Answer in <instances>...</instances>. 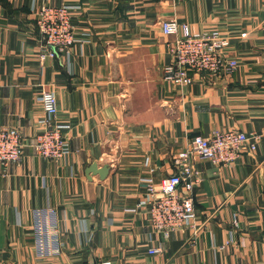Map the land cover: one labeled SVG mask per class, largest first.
Masks as SVG:
<instances>
[{
    "label": "crops",
    "instance_id": "obj_1",
    "mask_svg": "<svg viewBox=\"0 0 264 264\" xmlns=\"http://www.w3.org/2000/svg\"><path fill=\"white\" fill-rule=\"evenodd\" d=\"M68 4L83 39L42 61L37 11ZM171 18L230 36L237 70L165 80ZM44 90L67 125L59 161L34 150ZM0 124L25 145L22 163L0 162V264H264V0H0ZM227 130L259 135L257 149L196 158V219L165 239L132 210L141 178L159 184L194 135Z\"/></svg>",
    "mask_w": 264,
    "mask_h": 264
},
{
    "label": "built area",
    "instance_id": "obj_2",
    "mask_svg": "<svg viewBox=\"0 0 264 264\" xmlns=\"http://www.w3.org/2000/svg\"><path fill=\"white\" fill-rule=\"evenodd\" d=\"M81 5H44L37 11L36 23L42 35L40 58L54 59L69 54L83 38L78 37L73 14ZM163 31L173 38L170 42L172 63L163 68V78L178 85H189L196 74H230L237 70L239 61L228 55L231 38L220 30L194 31L188 23L176 18L163 21ZM39 101L45 112V128L37 134L34 150L40 157L59 161L69 151L64 134L67 125L58 122V100L52 90H44ZM260 137L239 130L218 131L210 136L196 134L190 146L174 156L177 171L156 183L152 173L141 178L144 197L132 210L147 207L152 227L168 239L173 232L192 226L196 219L194 190L198 183L195 159H207L229 166L243 149L254 151ZM24 140L21 132L0 124V162L20 164L24 159ZM157 247L149 252L157 253ZM102 264H111L103 262Z\"/></svg>",
    "mask_w": 264,
    "mask_h": 264
},
{
    "label": "water",
    "instance_id": "obj_3",
    "mask_svg": "<svg viewBox=\"0 0 264 264\" xmlns=\"http://www.w3.org/2000/svg\"><path fill=\"white\" fill-rule=\"evenodd\" d=\"M91 171L93 172H99L102 176H106V174L108 173V168L107 167H104L103 169H101L100 171H97L95 169H91Z\"/></svg>",
    "mask_w": 264,
    "mask_h": 264
}]
</instances>
